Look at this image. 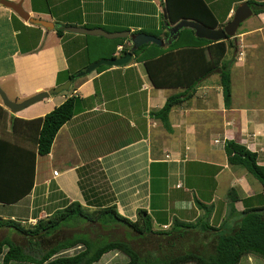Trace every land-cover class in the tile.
Here are the masks:
<instances>
[{
    "label": "crops",
    "instance_id": "crops-1",
    "mask_svg": "<svg viewBox=\"0 0 264 264\" xmlns=\"http://www.w3.org/2000/svg\"><path fill=\"white\" fill-rule=\"evenodd\" d=\"M204 1L218 27L233 18L242 2H248ZM23 6L32 16L62 26L146 32L169 39L165 0H23ZM245 21L249 22L241 23L237 35L226 40L231 42L226 55L232 83L229 103L220 72L187 89V82L206 67L205 60L187 51L170 55L168 43L160 45L164 55L153 46L145 49L162 55L160 64L154 62L158 56L151 64L162 87L152 79L147 61L135 56L124 65L98 67L74 79L68 95L51 94L17 113L5 107L0 97V106L8 110L3 130L11 136L12 115L31 120L68 97L75 98V114L57 133L50 153L37 156L32 190L15 203L0 202V216L34 223L78 201L89 211L115 206L131 220L137 219L140 209L146 210L154 229L162 230L171 228L175 219L197 222L205 214L201 202L211 207L210 224L218 231L198 233L203 238L212 236L201 243H211L214 249L218 235L236 228L245 210L264 207L262 183L246 168L231 165L225 150L226 141L236 140L256 152L258 163L264 165V12L253 10ZM57 29L32 24L0 3V85L12 100L50 90L99 59L123 54L112 48L88 50L86 56L77 57L80 46L96 47L103 43L97 39L102 36L66 30L59 36ZM120 44L131 45L130 38ZM193 61L200 67H193ZM186 90L191 95L171 109L169 127L165 126L154 112L170 95ZM231 190L237 196L234 207ZM6 207L12 210L5 211ZM75 249L63 254H73ZM110 252H114L111 259L94 264H112L123 254ZM239 264H264V259L249 254Z\"/></svg>",
    "mask_w": 264,
    "mask_h": 264
},
{
    "label": "trees",
    "instance_id": "trees-1",
    "mask_svg": "<svg viewBox=\"0 0 264 264\" xmlns=\"http://www.w3.org/2000/svg\"><path fill=\"white\" fill-rule=\"evenodd\" d=\"M248 3L256 14L264 12V1L248 0ZM165 6L168 14L166 23L168 22L169 25L176 24L181 19H194L214 28L220 25L204 0H165ZM57 33L62 36L65 33L64 28H58ZM123 40H113L114 52H116L117 45ZM229 43L231 42L226 40L212 41L199 38L192 28L187 27L183 28L178 38L169 44L166 52L169 51L170 55L181 54L186 51L194 55L199 53L200 57L204 58L206 67L200 70V75L194 77L191 82H187V89L191 91L200 79L212 73L220 72L225 101L229 103L232 97L231 73L226 62ZM148 46L161 50V53L165 50L162 46L151 42L143 44L135 50L136 59L147 61V64L150 65L149 72H152V61L161 53L157 51L146 52L145 49ZM126 51V49L123 50V53ZM162 55L158 56L159 58L157 57L154 62L160 64ZM193 63H195L193 67H200L198 61H193ZM103 67H107V65L99 66V68ZM75 74L71 73L70 77H74ZM152 74L151 77L158 87L165 86L156 78L157 73L155 77ZM190 91L186 90L184 93L170 95L165 105L154 112L165 126L169 127L171 109L191 95ZM0 114L2 115L0 116V127L4 129L5 124H7L8 110L0 106ZM74 114L75 98L70 96L44 116L31 120L11 116V133L15 139L0 137V202L15 203L32 190L37 156L50 153L57 133ZM2 120H5L4 123ZM27 141L36 147L31 148L22 143ZM225 150L229 163L246 168L262 183L264 191V165L258 163L257 153L236 140L226 141ZM229 197L231 198V205L234 207L237 196H232V190L229 192ZM199 205L205 209V214L197 222H184L175 219L171 228L162 230L154 229L152 218L146 210L140 209L137 219L131 220L120 214L115 206L89 211L78 201L70 203L47 218L38 219L35 224L29 227L15 219L0 216V228L12 229L28 241V245L25 246L14 238H2L0 240V257H2L3 264L12 262L16 264H94L110 251H119L129 258L128 261H116L112 264H184L188 262H195L196 264H239L240 260L249 254L258 255L264 259V207L245 210L236 228L218 235L215 239L213 254L210 257L192 250L162 259L144 257L129 239L116 238L95 243L91 237L85 234L64 237L46 249L42 248L40 241V239L55 237L56 233L69 221H72L73 224H92L93 227L117 222L116 224L129 227L127 228L128 231L136 239L160 237L170 240L168 241L170 244L175 240H181L190 232L218 231L210 224L211 207L201 202ZM79 245H82V248L77 249ZM72 248H76L73 254H63Z\"/></svg>",
    "mask_w": 264,
    "mask_h": 264
},
{
    "label": "water",
    "instance_id": "water-1",
    "mask_svg": "<svg viewBox=\"0 0 264 264\" xmlns=\"http://www.w3.org/2000/svg\"><path fill=\"white\" fill-rule=\"evenodd\" d=\"M0 3L13 9L22 19L29 21L32 24H37L45 27L47 30H53L56 28H64L69 32L81 33L92 36H102L108 39H131L132 46L125 53L114 58H102L96 62L90 64L86 69L75 74L74 77L69 78L64 83L57 85L50 90L41 91L29 98L22 101L12 100L6 91L0 85V97L5 107H7L12 113H17L31 104L43 100L49 97L51 94L60 93L69 90L72 87L73 80L76 78L83 77L96 70L101 65L119 66L130 62L135 57V50L146 43H156L158 45H164L165 43H172L176 40L183 28H192L195 34L199 38H205L212 41L227 40L228 38L235 37L237 31L242 22L249 18L253 14V10L248 2H242L236 9L233 18L222 27H209L194 19H181L179 22L173 25L167 26L169 28V39H163L157 35L149 34L146 32L131 33V31H117L110 32L103 28H89L85 26H62L52 21L44 20L42 18L34 17L27 11L23 6V0H0ZM165 17L168 18L167 10H164Z\"/></svg>",
    "mask_w": 264,
    "mask_h": 264
},
{
    "label": "rangeland",
    "instance_id": "rangeland-1",
    "mask_svg": "<svg viewBox=\"0 0 264 264\" xmlns=\"http://www.w3.org/2000/svg\"><path fill=\"white\" fill-rule=\"evenodd\" d=\"M245 22L249 21H244L242 24H246ZM244 26V25H243ZM89 38H92L88 36ZM99 41H102L103 43H100L98 45L92 46L90 43L89 49L87 48L88 45L83 44L80 46V50L78 53L77 57H83L89 53L92 52H97V50H105L108 51L113 48V40L107 39L104 37H97ZM95 39L97 42L98 40ZM98 61V60H97ZM96 62V61H95ZM92 64V63H91ZM230 70V69H229ZM68 91H64L65 94L68 95ZM7 125V124H6ZM12 134V133H11ZM0 137L8 138V139H15L14 136H11L10 134H7L1 127H0ZM11 137V138H10ZM28 142V141H27ZM26 142V143H27ZM24 145L26 144L25 142H22ZM7 209L5 211H10L12 210V207H6ZM70 223V224H69ZM117 223V222H116ZM116 223H109L107 225H102V226H95L93 227L92 224L85 225L82 223L78 224H73L72 221H69L66 226H64L59 232L56 233L55 237L51 238H44L40 239L42 242V248L46 249L49 245L53 244L57 240H60L64 237H68L74 234H85L89 237H91L95 243H99L101 241H105L108 239H116V238H123V239H129L132 245H134L138 250L141 251L142 256L144 257H158L157 259H162L166 258L168 256L176 255L181 252L187 251V250H203L204 255L206 257H210L213 253V246L211 243H208L207 245H202V240L204 241L205 239H211L212 236L204 237L201 236L198 232H190L186 234L184 238L181 240H175L171 244L170 240L164 239V238H148V239H136L135 236H133L132 233L128 231L127 228L123 225H119ZM23 225L29 227L34 223H22ZM4 237H9V238H14L17 242L22 243L23 245H28L27 239H25L22 235L18 234L17 232L14 233L12 229H9L7 227L0 228V240ZM82 248V245H79L77 249ZM114 252H110L105 254L100 262H103L107 260L108 258L111 259L113 256ZM156 259V258H155ZM129 258L128 256L122 254L118 256L117 258L114 259V262L116 261H128Z\"/></svg>",
    "mask_w": 264,
    "mask_h": 264
},
{
    "label": "flooded vegetation",
    "instance_id": "flooded-vegetation-1",
    "mask_svg": "<svg viewBox=\"0 0 264 264\" xmlns=\"http://www.w3.org/2000/svg\"><path fill=\"white\" fill-rule=\"evenodd\" d=\"M124 40H125V39H124ZM130 43H131V39H130ZM131 46H132V43H131V45L128 44V46L124 44V46H123V50H125L126 47H127V48H128L127 51H128V50L131 48ZM117 47H118V46H117ZM123 50H122V52H123ZM116 51H117V50H116ZM127 51H126V52H127ZM123 54H125V53H123Z\"/></svg>",
    "mask_w": 264,
    "mask_h": 264
},
{
    "label": "built area",
    "instance_id": "built-area-1",
    "mask_svg": "<svg viewBox=\"0 0 264 264\" xmlns=\"http://www.w3.org/2000/svg\"><path fill=\"white\" fill-rule=\"evenodd\" d=\"M123 44H120V45H118V47H117V49L119 50V51H122L123 50ZM54 173L56 174L57 173V171H54ZM34 223H36V222H34Z\"/></svg>",
    "mask_w": 264,
    "mask_h": 264
},
{
    "label": "clouds",
    "instance_id": "clouds-1",
    "mask_svg": "<svg viewBox=\"0 0 264 264\" xmlns=\"http://www.w3.org/2000/svg\"><path fill=\"white\" fill-rule=\"evenodd\" d=\"M35 224V223H34Z\"/></svg>",
    "mask_w": 264,
    "mask_h": 264
}]
</instances>
